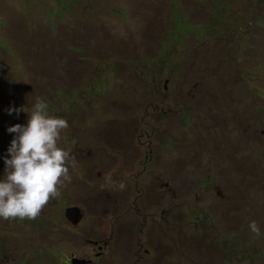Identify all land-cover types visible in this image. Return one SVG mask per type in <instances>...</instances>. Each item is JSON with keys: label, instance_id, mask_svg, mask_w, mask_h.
I'll return each instance as SVG.
<instances>
[{"label": "rangeland", "instance_id": "obj_1", "mask_svg": "<svg viewBox=\"0 0 264 264\" xmlns=\"http://www.w3.org/2000/svg\"><path fill=\"white\" fill-rule=\"evenodd\" d=\"M37 98L77 162L37 219L0 218V264L82 254L77 204L108 212L93 264H264V0H0V179Z\"/></svg>", "mask_w": 264, "mask_h": 264}, {"label": "clouds", "instance_id": "obj_2", "mask_svg": "<svg viewBox=\"0 0 264 264\" xmlns=\"http://www.w3.org/2000/svg\"><path fill=\"white\" fill-rule=\"evenodd\" d=\"M17 114L22 109H12ZM27 125L8 129L16 136L5 158L6 171L0 179V218L3 220L37 219L52 199L59 198L62 189L71 183L70 169L76 166V156L59 146L62 133L69 128L67 119L50 115L47 103L40 98L33 106ZM123 190L126 186L119 185ZM250 229L260 235L255 221Z\"/></svg>", "mask_w": 264, "mask_h": 264}, {"label": "flooded vegetation", "instance_id": "obj_3", "mask_svg": "<svg viewBox=\"0 0 264 264\" xmlns=\"http://www.w3.org/2000/svg\"><path fill=\"white\" fill-rule=\"evenodd\" d=\"M96 162V161H93ZM96 165H101L100 163L96 162ZM102 166V165H101ZM103 168V167H102ZM101 168V169H102ZM88 172L90 175L95 176V172H99L97 167L94 166V168H90L88 169ZM99 174L101 175V173L99 172ZM100 184L102 185L104 182L101 181H96L94 180L93 183H91V187H94L96 184ZM106 184V183H105ZM107 186V185H106ZM108 187H112V185H108ZM112 198V196H111ZM114 199V198H113ZM116 201V199H114ZM68 208H75L76 211H71V212H64L65 218L68 222V224L66 225L67 230L70 231L71 233H75L77 236L83 238L86 242L87 245L84 246V249L82 251V254H77V253H71L70 257L63 255V261L60 262V264H77V261H85L84 264H93L94 263V259L100 258L102 255L106 254V252L104 250L108 249V241H103L102 240H98V239H94V238H88L85 236V231H91L93 233H97V230L95 229V226H92V224L97 223V221L99 222H103L105 220V216L108 214V212H102V211H98L94 214V217H86L85 214V209L82 207V205H73V206H69L66 208V210ZM100 214L102 216L101 219H97V215ZM96 220V221H93ZM110 224H113V219H110ZM115 236V234L113 235ZM112 237V235H111ZM111 237L110 234L107 237V240L111 241ZM59 263V262H58Z\"/></svg>", "mask_w": 264, "mask_h": 264}, {"label": "water", "instance_id": "obj_4", "mask_svg": "<svg viewBox=\"0 0 264 264\" xmlns=\"http://www.w3.org/2000/svg\"><path fill=\"white\" fill-rule=\"evenodd\" d=\"M71 211H76V209L75 208H68L67 210H66V212L68 213V212H71ZM85 263V261H77V264H84Z\"/></svg>", "mask_w": 264, "mask_h": 264}]
</instances>
